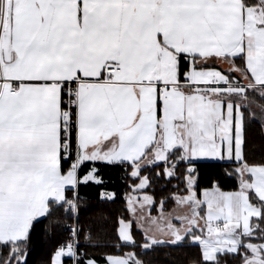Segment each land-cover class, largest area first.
Listing matches in <instances>:
<instances>
[{
	"label": "snow or ice",
	"instance_id": "snow-or-ice-1",
	"mask_svg": "<svg viewBox=\"0 0 264 264\" xmlns=\"http://www.w3.org/2000/svg\"><path fill=\"white\" fill-rule=\"evenodd\" d=\"M218 163L249 187L200 190L198 165ZM97 165L143 194L115 220L133 249L121 257L89 254L92 229L84 243L83 228L55 240L62 220L79 223L82 185L116 201ZM212 190L241 207L247 230L224 232L233 217L205 215L206 200L195 209L205 226L152 235L157 204ZM44 221L55 242L35 264H153L182 247L197 250L191 264H264V0H0V264H33Z\"/></svg>",
	"mask_w": 264,
	"mask_h": 264
},
{
	"label": "trees",
	"instance_id": "trees-1",
	"mask_svg": "<svg viewBox=\"0 0 264 264\" xmlns=\"http://www.w3.org/2000/svg\"><path fill=\"white\" fill-rule=\"evenodd\" d=\"M251 158V157H250ZM101 174L106 180L105 187L113 190L117 194L116 201L105 202L97 198L100 187L95 184H89L87 186H81L79 189L80 196L83 198L81 203V211L79 215L78 229L83 228L85 230L84 235L80 237V243H84L86 240L87 229L93 230V238L88 241L93 245L99 244L98 248H89V254L95 253L97 256H103L113 253H127L133 251L131 248H122L120 243L115 239L113 228L115 220L123 215H126L125 211V199H123L124 190L128 193L131 192L129 186L132 181L125 182L122 179L123 173L118 169L104 167L99 165ZM200 169L199 177V189H206L212 186L213 181H219L222 190L233 191L236 190L240 181L239 177H233L226 175L231 169L235 168V164H201L198 165ZM88 167H85L84 171H87ZM83 174V173H82ZM173 186L177 181H173ZM175 204L169 203L165 206L163 211H169ZM159 204L156 205L152 211H157ZM160 210H162L160 208ZM68 219L61 221L60 227L57 229L56 241L66 242L69 238L68 234L62 230L63 224ZM47 221L37 224L35 234L32 241V253L31 259L33 264L46 255L51 250L54 240H49L44 235V229L47 227ZM195 248L182 247L179 249H162L157 253L150 254L149 258L154 259L153 264H164L165 260L169 261V264H191L192 258L196 255ZM158 261H155L156 258Z\"/></svg>",
	"mask_w": 264,
	"mask_h": 264
},
{
	"label": "crops",
	"instance_id": "crops-1",
	"mask_svg": "<svg viewBox=\"0 0 264 264\" xmlns=\"http://www.w3.org/2000/svg\"><path fill=\"white\" fill-rule=\"evenodd\" d=\"M225 67H226V65H225ZM143 162L144 161H141L142 164H143ZM85 167H88V169H89V168H92L93 165L92 164H86ZM85 167H84V170H85ZM97 167H99V165H97ZM241 167L243 168V166H241ZM245 171H246V169H245ZM85 172H87V171H85ZM104 181H106V180L104 179ZM239 181H240V178H239ZM242 184H243V186L245 185L244 178H243ZM239 185H240V183H239ZM247 187H249V185L246 184L245 188H247ZM104 190L113 191V190H111V189H109L107 187H105ZM102 191L103 190L101 189L98 192V194H97L98 195L97 196L98 199H100V195L102 194ZM225 192L231 193L233 191H225ZM127 193L128 192L126 190H124V193L122 194L123 195V199H125V209L128 208V204L126 203V200L129 197L132 198V203L135 204L136 203L135 200H136L137 196L139 195V196L142 197V195H143L142 193L138 194V193H135V192L131 191V192H129L128 198H126L125 194H127ZM202 197H203V195H201L200 198L202 199ZM205 197H206L205 199L209 202L210 207H213V201H212V198H211V191L206 192V196ZM145 199H147V198H145ZM193 199H194V196H193ZM201 199L198 202L199 204L198 203H193L191 205L185 204V205H183V207L174 205L172 210H169V211L160 210V207H159L158 208L159 211L157 212V215H152L151 214L152 217L158 218L157 222L154 224L156 226V228H153L154 230L152 232V235H154L155 238H157V239H171V237H172L174 232H177V231H179L180 233L186 232L189 229V227H192V224H193L194 221H198L200 226L203 227L204 225H203V221H202L201 217L196 215V214H195L196 216H195L194 221L192 223L189 221V214H191L192 211H195V209L199 208L200 204L201 205L204 204V203L201 202ZM232 199H234V200L236 199V201H238L240 203V205H243L244 203H246V196L243 193H240V195L237 194V195L233 196ZM179 212H181V214H186L187 216L185 217V219L182 221L181 224L174 225V224H172V219L175 216V215L173 216V214L179 213ZM137 213H138V218H139V215H143L144 217L148 216V212H147V208L146 207L145 208H139L138 207L137 208ZM237 214L241 217L240 225H243V227H246L247 221H248V216L243 215L242 209L239 206L237 207ZM126 215L127 216H131V213L130 212H126ZM149 220L150 221H148V222L151 223V218H149ZM215 227H218V225L216 224ZM178 228H181V230H179ZM106 255H111V256H114V257H121V256H123V253H113V254H106Z\"/></svg>",
	"mask_w": 264,
	"mask_h": 264
},
{
	"label": "rangeland",
	"instance_id": "rangeland-1",
	"mask_svg": "<svg viewBox=\"0 0 264 264\" xmlns=\"http://www.w3.org/2000/svg\"><path fill=\"white\" fill-rule=\"evenodd\" d=\"M145 162V161H144ZM143 162V163H144ZM240 178V186L242 187V188H245V185H246V183H245V185L243 186V184H242V181H243V177H239ZM126 196V198H128V195H129V193H127V194H125ZM238 195H240V194H238ZM206 196V193L203 195V197H202V199H201V202L202 203H205V197ZM211 198H212V201H213V207H210L209 209H206L205 210V215H208L209 213H211L213 216L214 215H216V214H221V215H223V214H225V213H227V215H230V216H232L233 217V223L232 224H230V225H228V226H226L224 229H223V231L224 232H228V233H231V232H233L234 231V229L236 228V227H238L239 225H240V223H241V217L237 214V207H235V208H230V207H227L225 204H224V202L225 201H227L228 199H229V197L228 196H226V195H224V194H220V193H217L216 192V190H212L211 191ZM236 200V199H235ZM199 204V203H198ZM201 205V204H200ZM174 207V206H173ZM172 207V208H173ZM172 208L170 209V210H172ZM240 210V209H239ZM159 210H157V211H154V212H152L151 214L152 215H157V212H158ZM179 216V217H181L182 218V221L185 219V217L187 216L186 214H181V212H179V213H175V214H173V216ZM195 211H192V213L191 214H189V221L192 223L193 221H194V219H195ZM201 217V216H200ZM201 219H202V221H203V225L205 226L207 223H208V221L207 220H205L203 217H201ZM150 221V220H149ZM213 231H215L216 230V222H215V220H213ZM153 228H156V226L154 225L153 226ZM190 228V227H189ZM179 230H181V228H178ZM244 229L245 230H247V225H246V227H244Z\"/></svg>",
	"mask_w": 264,
	"mask_h": 264
},
{
	"label": "built area",
	"instance_id": "built-area-1",
	"mask_svg": "<svg viewBox=\"0 0 264 264\" xmlns=\"http://www.w3.org/2000/svg\"><path fill=\"white\" fill-rule=\"evenodd\" d=\"M68 228H72V229H78V225H77V222L75 220V218H72V219H68L64 224H63V227H62V230L68 234L69 238L66 242H71V241H74L76 239V237L73 235L72 232H69L67 229Z\"/></svg>",
	"mask_w": 264,
	"mask_h": 264
}]
</instances>
